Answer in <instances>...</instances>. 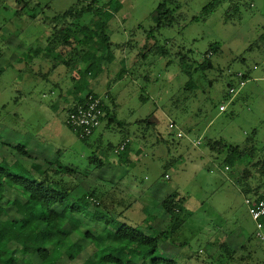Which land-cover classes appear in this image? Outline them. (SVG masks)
Wrapping results in <instances>:
<instances>
[{
	"label": "rangeland",
	"instance_id": "rangeland-1",
	"mask_svg": "<svg viewBox=\"0 0 264 264\" xmlns=\"http://www.w3.org/2000/svg\"><path fill=\"white\" fill-rule=\"evenodd\" d=\"M108 2L98 0V6ZM162 2L112 0L106 10L110 57L97 77L85 72L87 89L77 86L81 97L90 90L103 97L109 93L124 126L108 129L103 122L83 141L66 125L70 105L64 100L74 88L77 69L60 65L52 70L54 56L42 52L53 17L79 0H0V139L25 145L36 159L59 160L75 170L67 179L79 186L80 195L97 198L115 191L120 197L109 215L116 221L114 229L126 224L155 235L170 223L163 201L177 194L189 218L161 244L167 259L264 264V240L245 204L246 198H257L246 188L264 185V0H177L172 7L177 6L180 20L156 30L153 14ZM209 5L210 12H204ZM91 19L85 15L78 26ZM214 44L221 48L211 57L215 68L195 75L198 91L187 99L182 88L188 77L180 72L177 53L190 51L189 58L201 62ZM157 45L168 54H157ZM89 56L77 68L85 69ZM247 70L250 77L240 88L238 74ZM230 81L236 95L229 94ZM223 104L226 111H220ZM150 116L156 132L140 123ZM170 123L176 127L170 129ZM144 133H150L146 143ZM126 136L132 162L140 157L136 166L120 165L119 153L113 151ZM214 142H224L244 157L228 164L226 154L210 149ZM95 152L104 160L102 169L90 164ZM95 227L90 222L83 230Z\"/></svg>",
	"mask_w": 264,
	"mask_h": 264
},
{
	"label": "trees",
	"instance_id": "trees-1",
	"mask_svg": "<svg viewBox=\"0 0 264 264\" xmlns=\"http://www.w3.org/2000/svg\"><path fill=\"white\" fill-rule=\"evenodd\" d=\"M111 4L112 0H109L108 4L100 7L98 0H79L76 6L52 19L50 36L42 52L46 58L54 56L52 70L60 65L69 70L77 69L72 76L74 88L64 100L70 105L66 108L67 113L84 96L100 97L92 90L81 97L82 91L77 85L87 89L90 82H84L85 72L97 77L103 71V62L110 57L112 44L105 34L107 21L103 16ZM173 4H177V0H163L155 10L156 30L172 27L180 20L181 16L176 15L177 6L172 7ZM211 9L209 5L204 12L208 13ZM88 14L92 19L78 26V22ZM198 20L199 17L193 18V21ZM152 36L153 32L149 38ZM154 50L161 56L168 54L165 47L157 45ZM189 52L177 53L180 72L188 77L182 88L187 99L197 94L195 75H204L215 68L211 57L220 53L221 48L219 44L212 45L201 62L191 60ZM88 54L90 59L85 61V69L77 68ZM240 62L244 64L245 59L241 58ZM194 64L196 67H193ZM249 77L250 70H247L243 80L247 81ZM228 86L235 88L233 81ZM114 104V98L107 93L99 110L101 126L105 122L108 129L124 126L115 113ZM150 118L152 116L140 123L146 125L147 130L156 132V124ZM66 125L74 130L67 122ZM149 134H142L145 143ZM157 134L158 142L163 143L162 135ZM89 138L80 139L87 141ZM123 144L124 149L119 151ZM130 144V136H126L121 146L113 147V151H119L120 165L125 166L133 156ZM209 147L214 152L226 154L225 162L228 164L234 161V157L240 160L244 157L243 152L234 150L224 142L210 143ZM141 152L138 151L139 154ZM89 161L100 169L104 166V160L96 152L89 157ZM74 171L59 160L34 158L23 144L12 145L0 139V264H178L160 252L161 244L170 241L181 231L189 218L177 194L169 195L163 201L162 206L170 223L155 235L126 224L114 229L112 226L116 221L109 215L115 213L120 196L111 190L97 198L93 193L80 195L77 191L79 186H71L67 179ZM263 189L264 185L247 187L246 192L259 196ZM90 222L96 227L83 230ZM148 229L152 230V226Z\"/></svg>",
	"mask_w": 264,
	"mask_h": 264
},
{
	"label": "built area",
	"instance_id": "built-area-1",
	"mask_svg": "<svg viewBox=\"0 0 264 264\" xmlns=\"http://www.w3.org/2000/svg\"><path fill=\"white\" fill-rule=\"evenodd\" d=\"M264 66V58L262 61ZM254 69H259V65H255ZM244 73H239L238 78L240 79V88L245 86L246 81L243 80ZM237 91L235 88L229 90L230 95H236ZM106 95L95 97L93 95L84 96L82 101L73 104L70 111L67 113L66 122L70 125L74 131L79 135L81 139L89 138L93 133L101 126L99 117V110L103 106L104 98ZM220 111H226V105L220 106ZM169 128L174 129L175 125L170 123ZM178 137L182 138V133L177 134ZM123 144L119 151L124 149ZM119 151H116L118 153ZM166 178H169L167 175ZM245 204L248 207L249 214L257 224L259 230L258 235L264 240V189L256 199L250 198L245 199Z\"/></svg>",
	"mask_w": 264,
	"mask_h": 264
},
{
	"label": "crops",
	"instance_id": "crops-1",
	"mask_svg": "<svg viewBox=\"0 0 264 264\" xmlns=\"http://www.w3.org/2000/svg\"><path fill=\"white\" fill-rule=\"evenodd\" d=\"M264 58V57H263ZM262 58V59H263ZM139 154V153H138ZM139 159H137L135 162H132V160L131 159H129L126 163H125V167L127 166V165H130V164H133L134 166H136L138 163H140V157H138ZM130 161V163H128ZM143 222H145V221H143Z\"/></svg>",
	"mask_w": 264,
	"mask_h": 264
}]
</instances>
